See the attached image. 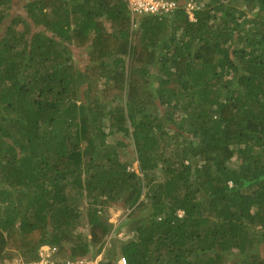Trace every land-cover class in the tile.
Segmentation results:
<instances>
[{
    "label": "trees",
    "instance_id": "trees-1",
    "mask_svg": "<svg viewBox=\"0 0 264 264\" xmlns=\"http://www.w3.org/2000/svg\"><path fill=\"white\" fill-rule=\"evenodd\" d=\"M195 1L191 21L126 0H26L21 19L0 0V264L43 244L100 264H264V0Z\"/></svg>",
    "mask_w": 264,
    "mask_h": 264
},
{
    "label": "rangeland",
    "instance_id": "rangeland-1",
    "mask_svg": "<svg viewBox=\"0 0 264 264\" xmlns=\"http://www.w3.org/2000/svg\"><path fill=\"white\" fill-rule=\"evenodd\" d=\"M25 1L26 0H14V7L11 8V10L14 11L15 13H17L20 16L19 18H21V19L23 17L26 18L24 8L22 7V5L24 4ZM181 1H184V0H181ZM185 1H187V0H185ZM188 1H190V0H188ZM22 11H24V12H22ZM217 22H219V21H217ZM15 26H16V28H21V27H23V24L20 23V24L15 25ZM72 51H73V54L75 57H82V52L84 51L86 53L87 50L86 49L84 50L83 48H80V47H73ZM151 72H152L153 76H156V75L159 76L160 75V70H159L158 66L152 67ZM158 84L160 85V83L157 81V79L152 78L149 80L148 89L152 92L153 95L156 94L155 89L158 87ZM81 88H83V87L81 86ZM154 100H155V104L157 106L154 107L153 109H149V113L160 116L161 118H163L164 117L163 116L164 108L167 106L159 104V102L157 100V96H155ZM130 137H131L130 135H123L122 133H117V134L109 135L107 140H106V144L108 146H110L112 149H116V151L118 153V158L120 160L128 161V160H130V158H133V154L131 153L132 149H133V142H132V139ZM121 140H123L125 144L127 143V145H118L117 141H121ZM131 165H132V167H134L137 170V167H138L137 159H134L132 161ZM118 203L119 202H117V204H114V205L108 207V209H106L104 212V214L106 216H108L109 220L112 221L113 223L120 222L123 219V217H125L129 211L127 208L121 207ZM81 205L83 208V210H81L82 211V219L80 220V222L78 221L75 224L74 230L75 231L79 230L83 233V236L89 237L88 236L89 235V227L86 224L87 223V217H86V211H87L86 206H87V204H86L85 199L83 201H82V199L79 200L78 206H81ZM115 236L117 237V239H128L132 235L129 233V231L127 230L126 227H123V230L121 228ZM110 253H111V255H114L113 254V253H115L114 247L111 248ZM13 255H15V256L11 255V258L7 259L4 262V264H11L15 260L23 259V257L20 255H17V254H13ZM114 256H118V254L115 253ZM118 257H120V256H118Z\"/></svg>",
    "mask_w": 264,
    "mask_h": 264
},
{
    "label": "built area",
    "instance_id": "built-area-1",
    "mask_svg": "<svg viewBox=\"0 0 264 264\" xmlns=\"http://www.w3.org/2000/svg\"><path fill=\"white\" fill-rule=\"evenodd\" d=\"M127 2L131 12L141 14L164 15L176 7H183L190 20H194V10L199 8L195 0H127ZM57 250L56 245L43 244L38 247L36 258L26 260L27 258L22 256L23 259L15 260L11 264H100L102 259V253L94 257L75 256L58 259L56 258ZM117 262L125 264L124 256L118 257Z\"/></svg>",
    "mask_w": 264,
    "mask_h": 264
},
{
    "label": "clouds",
    "instance_id": "clouds-1",
    "mask_svg": "<svg viewBox=\"0 0 264 264\" xmlns=\"http://www.w3.org/2000/svg\"><path fill=\"white\" fill-rule=\"evenodd\" d=\"M127 1V0H126ZM127 4H128V2H127ZM190 20V19H189ZM194 20H195V18H194ZM191 21H193V20H191ZM81 48V47H80ZM112 222V221H111ZM118 223H120V222H117V223H114L115 224V226H117L118 225ZM122 230H123V228H122ZM121 233V232H120Z\"/></svg>",
    "mask_w": 264,
    "mask_h": 264
}]
</instances>
